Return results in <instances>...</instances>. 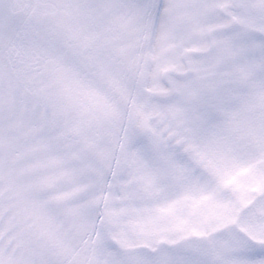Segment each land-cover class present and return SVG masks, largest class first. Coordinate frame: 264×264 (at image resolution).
Masks as SVG:
<instances>
[{"label":"snow or ice","instance_id":"1","mask_svg":"<svg viewBox=\"0 0 264 264\" xmlns=\"http://www.w3.org/2000/svg\"><path fill=\"white\" fill-rule=\"evenodd\" d=\"M0 264H264V0H0Z\"/></svg>","mask_w":264,"mask_h":264}]
</instances>
